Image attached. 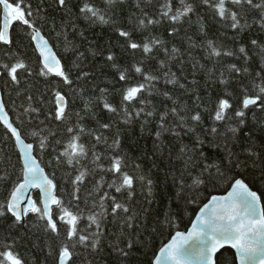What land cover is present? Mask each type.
<instances>
[{"label": "snow or ice", "instance_id": "obj_1", "mask_svg": "<svg viewBox=\"0 0 264 264\" xmlns=\"http://www.w3.org/2000/svg\"><path fill=\"white\" fill-rule=\"evenodd\" d=\"M124 3L125 0H80L76 5L78 13L73 14L68 0H53L52 5H49L47 0H37L35 6L30 0H0V90L11 88L18 96L23 95L24 102L20 107L24 110L17 117L21 125H25L22 117L35 114L33 119L43 116L40 124L36 126H45L40 129L43 135L31 132L32 139L29 141L26 128L14 126L6 111V101L0 97V124L10 133V138L14 139L19 164L17 173L16 166L9 160L5 164L4 173L0 175V187L4 188L3 200L0 201V218L6 224L3 234L0 235V264H24L16 247L18 240L13 235V230L18 231L25 226V218L30 213L35 217L32 227L42 228L48 239L53 241L49 251L52 264H77L75 257L79 253L88 254L83 257L81 264H94V259L90 261L89 258L98 254L103 246L109 224L119 229L115 234V242L110 246L123 258L131 254L139 229L152 228V231H157L162 227L159 223L156 227L148 223L150 210L147 205L151 204L153 181L143 173L139 164L132 166L127 153L123 152L117 118L126 125L136 120L142 121L143 125L154 122V144L159 150L163 146L161 138L165 133L179 137L181 133L177 129L191 132L200 127L203 112L207 108L199 96L193 102L196 109H200L197 111L179 104L169 90L161 91L157 87L161 79L165 84L178 85L181 89L185 86L179 84L176 73L171 72L167 60H160L159 67L154 71H146L142 67L146 61L156 58L149 43H137L129 31L116 29L119 36L125 38L126 50H131L134 62L131 68L119 71V80L124 82L123 87L117 90L120 93L119 104L113 106L107 97L102 98L104 109L112 114L110 122L98 121L97 128L86 129L80 123L83 116L80 112H75L76 122L73 123L69 102L59 90L53 92L54 108L32 106L36 96L33 92L35 85L30 84V78L54 76L60 78L63 85L73 83L66 66L53 51L49 40L41 34L43 25H38L37 21L45 18L49 9L54 7L65 15H76L77 19L82 17L90 25L109 24L113 22L115 9ZM200 5L212 9L213 19L219 18L217 23H222L225 28H230L238 34L251 30L253 25H258L264 30V0H200V4H196L195 0H178L177 4H174L173 0H142V3L138 0L136 7L141 16L137 18V27L147 28L164 20L177 25L182 23V18L190 20L189 14H196L200 22L201 18L196 12ZM149 7L153 9L151 15L145 12ZM252 13L256 15L253 16ZM14 24L21 28L29 36L30 43L34 44L33 50L38 53V72H35L24 58L17 44L19 37L14 34ZM72 26L75 27L74 23ZM175 31L177 29L174 27L173 32ZM201 32L207 35L203 32V24ZM62 34L57 33L58 36ZM156 43L158 41L152 39L151 45ZM68 44L70 41L65 36V46ZM250 44L251 55L244 45L238 49L241 54L238 58L244 62L242 66L229 63L226 65V71L219 73L218 83L225 86V91L216 98L212 110L215 113V121L239 118L237 125H242L245 122V110L250 107L254 106L264 112V42L252 39ZM207 48L210 49L209 59L238 55L234 50L214 46L211 40L207 42ZM139 51H142L144 56L135 61V55ZM176 51L175 48L172 49V53ZM166 55L169 54L166 52ZM254 56L260 58L258 70L248 63ZM107 60L113 61L114 57L108 55ZM112 67L116 68L117 65L113 62ZM132 69L136 75H126ZM230 81H235L238 92L227 90ZM46 83L52 91L53 82L46 80ZM154 95L171 101V106L157 107L150 99ZM90 103L92 102L86 103L85 108ZM53 123L55 128L48 126ZM114 128H117L115 132L112 131ZM103 130H108L107 134ZM204 131L209 135H219L216 126ZM228 131L235 134L237 127L229 126ZM38 135L40 138L36 140ZM49 137L52 139L49 140ZM84 137L88 138V143L84 142ZM261 147L264 148V143ZM49 148L52 149L51 152L48 151ZM250 149L243 162L236 154L229 152L227 163L223 158L216 163L209 162V158L202 151H186L185 147L180 148L182 155L178 159L183 161L182 167L178 168L170 161L169 174L172 183L178 186L177 196L186 204H195L201 191L228 180L229 174H232L234 183H230L231 190L227 195L211 196L199 209V215L186 235L176 231L171 242L160 249L155 264H230L225 258V252L228 251L226 246L235 250V258L239 264H264L262 197L256 191L250 190L249 186L234 174L236 168L247 167L249 160L254 165L257 164L253 157L258 155V150L254 145L250 146ZM259 156L262 158L261 180L264 181V153H259ZM45 157L49 158L46 163ZM46 166L64 172L63 195H57L56 171L48 174L45 171ZM9 167L13 168L12 172L7 170ZM97 175L99 180L95 179ZM105 176L110 179L105 180ZM105 188L108 190H103ZM29 189L38 190L36 199L29 197L25 200L29 196ZM141 197L143 203L140 202ZM25 203L26 206L22 207ZM166 223L169 227L174 226L171 214ZM221 249L225 252H221ZM217 253L220 255L217 256Z\"/></svg>", "mask_w": 264, "mask_h": 264}, {"label": "trees", "instance_id": "obj_2", "mask_svg": "<svg viewBox=\"0 0 264 264\" xmlns=\"http://www.w3.org/2000/svg\"><path fill=\"white\" fill-rule=\"evenodd\" d=\"M30 2L35 6L37 0H30ZM139 2L142 3V0H139ZM187 2H192V0H187ZM47 3L52 5L53 0H47ZM68 3L71 13H78L76 5L80 3V0H68ZM137 3L138 0H125L123 5L115 9L112 16L113 22L109 24L97 23L96 25H90L82 17L77 19L76 15H65L62 11H56L54 7L49 9L45 18H40L37 21L38 25H43L41 32L50 41L62 64L66 66L73 83L63 85L60 78L54 76L47 78L34 76L30 78V84L35 85L33 92L36 100L32 104L33 107L54 108L55 98L53 92L59 90L69 102V108L73 113V123L76 122L75 112H80L83 116L80 123L86 129L97 128L98 121L110 122L112 114L104 109L102 98L107 97L108 102L113 106L119 104L120 93L117 90L124 85V82L119 80V71L131 68L134 62L131 50H126L125 38L120 37L118 31H116L119 28L129 31L135 42H147L153 47L156 58L145 62L142 67L146 71L156 70L159 67L160 60H167L168 67L172 73H176L179 84L185 86L181 89L178 85L165 84L164 80L161 79L157 84L161 91L169 90L170 94H174L179 104L189 106L197 111L200 109H196L193 102L199 96L207 108L203 112L200 127H196L191 132L177 129L181 133L179 137H173L165 133L161 138L163 146L159 150L156 149L154 144L156 140V124L154 122L143 125L142 121L136 120L126 125L117 118L119 139L123 152L127 153L132 166L139 164L143 173L153 181L151 204L147 205L150 210L148 223L153 227H156V224L159 223L162 227L157 231H152V228L139 229L136 233V243L131 250V254L127 258H123L113 251L110 246L115 242V234L119 229L115 225L109 224L103 246L98 254H94V257L89 258L90 261L94 259V264H121V262L122 264H153L159 250L170 241L176 231L184 232L189 229L199 209L211 199L212 195H222L229 191L231 188L230 183H234L232 174H229L228 180L218 183L216 187L209 186L207 190L201 191L195 204H186L180 200L177 196L178 186L172 183L169 174V162L171 161L178 168L182 167L183 161L178 159L182 155L180 153L182 147H185L186 151L188 149L202 151L209 158V162L219 163L223 158L227 163L229 152L236 154L243 162L251 150L250 146L254 145L258 150V155L253 157L257 160V164L254 165L249 160L247 167L236 168L234 174L237 179H243L251 189L259 193L264 206V181L261 180L260 163L262 158L259 156V153H264V148L261 147L264 143V123L260 122L264 121V112L254 106L250 107V109L245 110L244 124L237 125L239 118H226L224 121H215L213 118L215 113L212 111L217 96L223 95L225 91V86L218 83L217 78L220 71H226V65L229 63H236L238 67L242 66L244 62L238 58L241 55L238 53L239 47L241 45L246 46V51L251 55L252 46L250 41L257 39L264 42V30H261L258 25H253L251 30L238 34L230 28H225L222 23H217L219 18L213 19L214 11L204 5L196 8V12L201 18L200 22H198L196 14H189L190 20L182 18V23L177 25L164 20L159 24L149 25L147 28H138L137 18L141 14L136 7ZM173 3L177 4L178 0H173ZM195 3L200 4V0H195ZM145 12L151 15L153 9L151 7L146 8ZM252 15L254 16L256 13H252ZM249 19H251V16ZM0 22H2V19H0ZM73 23L75 27L72 26ZM201 24H203V32L207 35L202 34ZM12 27L15 30L14 34L19 37L17 44L24 58L33 70L38 72V53L33 50L34 44L30 43L29 36L21 28H17L15 24ZM174 27L177 29L175 32H173ZM57 33L63 34L58 36ZM80 33H83V35H80ZM65 36L70 41L67 47L65 46ZM152 39L157 40L158 43L151 45ZM209 40L214 42V46H222L225 50H234L238 55L209 59L210 49L207 48ZM173 48L177 50L175 53H172ZM166 52L169 55H166ZM108 55H112L114 60L108 61ZM143 56L142 51L137 52L135 61L141 60ZM113 62L117 65L116 68L112 67ZM248 63L258 70L260 58L254 56ZM84 73L88 75L84 76ZM128 74L136 75L134 69L130 73H126V75ZM46 80L53 82L52 91L49 90ZM21 87L23 88L24 85ZM227 90L238 92L235 81H230ZM2 91L6 107L15 126L22 129L26 128L29 141L32 139L31 132L43 135L40 129L45 126H36L40 124L43 116L37 119H33L35 114L22 117L25 120V125H21L17 117L24 110L20 107L21 103L24 102L23 95L18 96L16 91L11 88ZM150 99L157 107L171 106V101L160 95H154ZM40 101L44 103L41 104ZM48 101H52V103H48ZM89 101L92 103L85 108L86 103ZM48 126L55 128L54 123ZM212 126L218 128L219 135H209L204 131ZM229 126L237 127V132L235 134L229 132ZM116 130L117 128H114L112 131L115 132ZM103 131L106 134L108 132V130ZM39 138V135L35 137L36 140ZM51 139L49 137V140ZM83 140L85 143L89 142L87 137H84ZM198 140L200 142H197ZM109 143H111V140H109ZM48 151L51 152L52 149L49 148ZM17 159L18 150L14 146V139L10 138V133L0 124V175L4 173L5 164L9 160L12 165L16 166L15 171L18 173L19 164ZM47 159L49 158H44L45 163ZM42 166L44 165L42 164ZM7 170L12 172L13 168L9 167ZM45 170L48 174L56 171L57 195H63L64 172L62 170L57 171L51 166H46ZM12 179L14 181L15 176ZM95 179L99 180V175ZM108 179L110 177L105 176V180ZM37 194L38 191L34 193V199H36ZM144 195H147V189H145ZM3 196L4 188L0 187V201L3 200ZM140 202L143 203L142 197ZM169 214L172 215L174 222L172 227H169L166 223ZM25 221V226L18 231L13 230V235L18 240L16 247L24 260V264H52L49 251L53 241L48 239L42 228L32 227L35 217L31 213ZM84 223H87V221H84ZM5 228L6 224L0 218V235L3 234ZM222 252H225V250ZM87 255V253H79L75 257L77 264H81V260ZM225 258L230 261V264H237L233 250L228 249L225 252Z\"/></svg>", "mask_w": 264, "mask_h": 264}, {"label": "water", "instance_id": "obj_3", "mask_svg": "<svg viewBox=\"0 0 264 264\" xmlns=\"http://www.w3.org/2000/svg\"><path fill=\"white\" fill-rule=\"evenodd\" d=\"M41 34L45 37V35L41 32ZM46 38V37H45ZM47 39V38H46ZM49 43H50V41H49ZM50 45H51V43H50ZM52 46V45H51ZM53 51L56 53V51L54 50V48H53ZM56 55H57V53H56ZM58 56V55H57ZM59 58V57H58ZM0 97H2L3 99H4V96H3V91L2 90H0ZM6 111L8 112V109H7V107H6ZM8 114H9V112H8ZM9 118H10V120L12 121V117L10 116V114H9ZM13 122V121H12ZM14 126H15V124H14ZM46 171V170H45ZM47 173V172H46ZM243 180V179H242ZM244 181V180H243ZM245 182V181H244ZM246 183V182H245ZM247 184V183H246ZM248 185V184H247ZM249 186V185H248ZM249 188H250V186H249ZM231 190V188L229 189V191ZM250 190H253V189H251L250 188ZM36 191H38V190H36V189H29V196L28 197H26L25 198V200H27L29 197L31 198V199H34V193L36 192ZM254 191V190H253ZM257 194L259 195V193L257 192ZM222 195H227V192L225 193V194H222ZM261 205L263 206V203H262V199H261ZM23 206H26V203H25V205H22V207ZM197 215H199V211H198V213H197ZM196 215V216H197ZM196 216H195V218H194V220H193V222H192V224L195 222V219H196ZM27 218V217H26ZM26 218H25V220H26ZM192 224H191V226L189 227V229L187 230V231H184V233H185V235L187 234V232L188 231H190L191 230V227H192ZM175 236V235H174ZM172 239V238H171ZM171 239H170V241L168 242V243H170L171 242ZM168 243H166L164 246H166ZM163 246V247H164ZM226 248H228V249H231L230 247H228V246H226ZM224 249H221V252L223 251ZM231 250H233L234 251V253H235V250L234 249H231ZM159 254H160V250H159V252H158V254H157V256H159ZM218 254H220V253H217V256H218ZM156 256V257H157ZM156 259V258H155ZM155 259H154V262H153V264H155ZM236 261H237V264H239V261L236 259Z\"/></svg>", "mask_w": 264, "mask_h": 264}]
</instances>
